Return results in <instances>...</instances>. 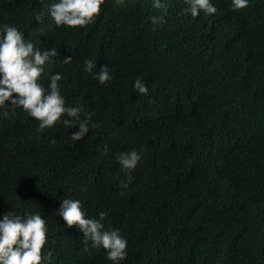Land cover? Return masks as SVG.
Returning a JSON list of instances; mask_svg holds the SVG:
<instances>
[{"label":"trees","instance_id":"1","mask_svg":"<svg viewBox=\"0 0 264 264\" xmlns=\"http://www.w3.org/2000/svg\"><path fill=\"white\" fill-rule=\"evenodd\" d=\"M57 2L0 0V26L57 50L40 83L60 73L66 106L82 109L72 127L41 131L22 108L0 106V218L40 214L51 264H113L57 214L68 198L87 218L105 212V229L127 240L119 264H264V0L239 10L211 0L217 12L195 18L184 0H104L77 28L55 25ZM104 65L113 79L101 85ZM133 150L140 160L125 170L118 156Z\"/></svg>","mask_w":264,"mask_h":264},{"label":"clouds","instance_id":"2","mask_svg":"<svg viewBox=\"0 0 264 264\" xmlns=\"http://www.w3.org/2000/svg\"><path fill=\"white\" fill-rule=\"evenodd\" d=\"M103 3L104 0H59L49 6L48 13L57 27H85L100 14ZM115 3L123 6L124 0H115ZM184 3L187 5L184 13L193 18L201 12L206 15L217 12L211 0H184ZM247 6L248 0H232L233 10ZM153 7L160 9L163 5L160 0H153ZM35 20L41 23L42 17L37 15ZM151 22L155 25L165 21L163 17L153 16ZM57 55L56 48H37L17 28L7 24L0 26V106L10 101L12 106L22 108L39 122L41 131L54 127L57 123L72 127L73 120H79L82 111L79 106H66L65 98L60 93V73L50 76L47 88L40 83L46 62ZM71 62V56H67L61 63ZM84 65V71L88 73L96 68V63L92 60H86ZM93 79L103 85L113 77L108 66L104 65L95 72ZM133 87L139 93L148 95V87L141 79L137 78ZM90 119L89 115L79 123L78 130L71 135L73 141H80L88 134ZM139 160L140 155L135 150L121 152L118 156V161L125 170L135 169ZM121 186L127 187V183H122ZM57 214L67 227L76 226L79 229L85 243L91 242L94 248L102 247L107 259L113 264L126 259L127 240L120 235L118 229H105L102 223L106 217L105 212H99L98 219L87 218L80 200L68 198L60 202ZM47 232L46 220L40 214L25 217L11 212L4 214L0 218V264H44L45 261L51 264V251L46 255L43 253Z\"/></svg>","mask_w":264,"mask_h":264}]
</instances>
